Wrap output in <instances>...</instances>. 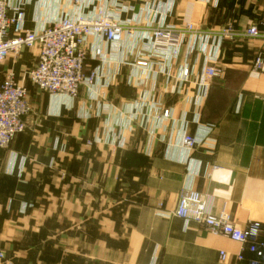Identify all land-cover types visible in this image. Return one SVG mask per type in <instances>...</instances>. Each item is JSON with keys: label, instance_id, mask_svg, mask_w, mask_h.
<instances>
[{"label": "crops", "instance_id": "1", "mask_svg": "<svg viewBox=\"0 0 264 264\" xmlns=\"http://www.w3.org/2000/svg\"><path fill=\"white\" fill-rule=\"evenodd\" d=\"M8 1L21 5L24 31L100 8L129 29L114 60L104 42L86 39L84 72L95 68L98 78L75 99L29 83L35 49L0 63V83L11 73L25 85L29 106L25 131L0 149L4 261L223 264L220 251L224 264H243L235 260L239 253L248 260L240 244L173 211L181 193L197 191L209 212L225 207L236 227L259 223L264 242V73L253 66L255 57L264 59V0ZM186 24L194 33L176 58L150 55L155 28ZM251 26L263 36L246 37ZM223 30L233 37L219 41ZM141 54L155 64L148 77L134 67ZM204 66H219L222 74L203 90ZM99 103L108 107L101 111ZM161 109L168 119H156ZM183 134L203 141L186 153Z\"/></svg>", "mask_w": 264, "mask_h": 264}, {"label": "built area", "instance_id": "2", "mask_svg": "<svg viewBox=\"0 0 264 264\" xmlns=\"http://www.w3.org/2000/svg\"><path fill=\"white\" fill-rule=\"evenodd\" d=\"M24 14L20 4L0 0V63L9 56H17L23 49L37 51V62L26 74L29 83L37 90L51 96L62 95L75 99L81 87L91 91V87L98 78L97 69L84 72L86 51L85 41L93 37L106 45L108 55L115 59L119 43L124 34H128L129 27L118 20V15L100 8L93 16H79L74 19L63 18L48 24L40 30H23ZM194 27L186 24L177 29L170 26H160L148 35L152 44L150 55L153 57L169 56L176 58L187 34L192 35ZM249 38L261 35L254 26L249 27L244 34ZM233 37L231 30H223L216 38L219 41ZM186 54L190 55L193 47L186 46ZM145 50H148L146 48ZM216 59V58H214ZM155 66L141 54L134 63L136 69L145 70L146 77L150 75V67ZM254 70L264 71V60L257 56L253 61ZM202 83H198L203 90L205 81L218 77L222 70L216 66H204L202 69ZM181 75H188V68H183ZM99 99H103L102 95ZM101 111L108 104L99 103ZM155 109H158L154 106ZM29 112L27 89L24 84L14 82L12 74L8 73L0 83V149H6L14 138L25 131V117ZM169 111L161 109L156 119L169 118ZM132 121V119H131ZM122 133L117 138L123 140ZM208 135V132L206 133ZM204 135V137L206 136ZM203 138H196L183 134L180 147L189 153L193 147L202 142ZM91 145V141L86 142ZM215 169V167H213ZM173 215L184 222H194L203 226L213 235H222L240 244L250 254L248 260L242 253L235 256L237 263L264 264V242L258 240L259 223H250L245 228L236 227L229 219L225 207L218 213L208 210L207 197L197 191L183 192L178 196ZM0 261H4L0 252ZM219 261L226 263L227 254L219 252Z\"/></svg>", "mask_w": 264, "mask_h": 264}, {"label": "rangeland", "instance_id": "3", "mask_svg": "<svg viewBox=\"0 0 264 264\" xmlns=\"http://www.w3.org/2000/svg\"><path fill=\"white\" fill-rule=\"evenodd\" d=\"M107 53H109V51H108ZM255 58H256V57H255ZM261 58H262V57H261ZM262 59H263V58H262ZM263 60H264V59H263ZM216 67H217V68H220L219 66H216ZM220 69H221V68H220ZM221 70H222V69H221ZM28 71H29V70H28ZM28 71H27V72H28ZM27 72H26V74H27ZM260 73H264V71H260ZM88 146H91V145H88ZM177 199H178V198H177ZM176 202H177V201H176ZM175 207H176V206H175ZM248 225H249V224H248ZM248 225H247V226H248Z\"/></svg>", "mask_w": 264, "mask_h": 264}]
</instances>
